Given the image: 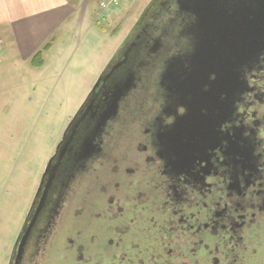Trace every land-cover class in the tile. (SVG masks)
Listing matches in <instances>:
<instances>
[{
  "label": "flooded vegetation",
  "instance_id": "af4514ba",
  "mask_svg": "<svg viewBox=\"0 0 264 264\" xmlns=\"http://www.w3.org/2000/svg\"><path fill=\"white\" fill-rule=\"evenodd\" d=\"M159 8L151 21L139 22L135 42L120 46L115 63L127 53L126 63L77 128L20 264H264V53L243 67L233 86L212 93L208 85L191 87L184 79L192 73L189 64L181 62L191 48L175 39L168 23L173 0ZM156 37L160 50L150 53ZM133 74L93 155L77 162L108 94Z\"/></svg>",
  "mask_w": 264,
  "mask_h": 264
},
{
  "label": "rangeland",
  "instance_id": "374dc122",
  "mask_svg": "<svg viewBox=\"0 0 264 264\" xmlns=\"http://www.w3.org/2000/svg\"><path fill=\"white\" fill-rule=\"evenodd\" d=\"M101 1L83 0L74 35L67 39V32L60 31L49 41V64L64 55L56 63L58 72H22L17 77L7 70L9 63L0 65V264H8L42 174L68 124L107 64L119 62L112 50L135 42L140 25L152 20L164 0H124L122 7L108 9L100 7ZM44 65L45 58L35 68Z\"/></svg>",
  "mask_w": 264,
  "mask_h": 264
},
{
  "label": "water",
  "instance_id": "95a60500",
  "mask_svg": "<svg viewBox=\"0 0 264 264\" xmlns=\"http://www.w3.org/2000/svg\"><path fill=\"white\" fill-rule=\"evenodd\" d=\"M173 11L168 23L175 26V39H183L182 42L189 46L186 51L182 66L188 63L186 70H191V75L185 76V82L189 81L191 87H208L212 92L218 88L233 86L237 75L243 67H248L260 59L264 53V0H173ZM158 37L150 43L148 51L157 53L160 50ZM127 53L108 72H103L95 85L87 102L75 114L64 135L63 141L58 147L57 154L52 157L44 172L37 190V196L43 189V184L48 177L43 195L40 198L33 218L28 222L27 228L22 230L14 248V260L12 264H20L25 243L44 204L47 191L55 177V172L62 157L70 149L77 128L86 117L88 111L93 108L96 97L101 89L106 86L115 70L126 63ZM170 62L168 66L171 64ZM185 69V68H184ZM170 68L167 67V72ZM135 70V75H136ZM132 76H127L114 85V91L108 94L110 97L107 108L97 122L95 128L86 137L77 162L85 161L94 153V144L101 128L117 116L128 88L132 85ZM211 76L214 78L211 80ZM168 79H173L169 74Z\"/></svg>",
  "mask_w": 264,
  "mask_h": 264
},
{
  "label": "crops",
  "instance_id": "0c3cea01",
  "mask_svg": "<svg viewBox=\"0 0 264 264\" xmlns=\"http://www.w3.org/2000/svg\"><path fill=\"white\" fill-rule=\"evenodd\" d=\"M82 3L83 0H0V65L9 63L7 70L17 77L22 72L35 76L38 72H58L59 69L54 71L56 63L64 60V55L58 54L57 62L49 64L53 47L44 52L45 65L40 69L31 65V59L60 31L67 32V39L74 35L80 27L77 21ZM117 49L112 50V57ZM17 87L20 90V84Z\"/></svg>",
  "mask_w": 264,
  "mask_h": 264
},
{
  "label": "trees",
  "instance_id": "16d2710c",
  "mask_svg": "<svg viewBox=\"0 0 264 264\" xmlns=\"http://www.w3.org/2000/svg\"><path fill=\"white\" fill-rule=\"evenodd\" d=\"M52 40V39H51ZM51 42H47L31 59V64L34 67H40L44 62V52L51 48Z\"/></svg>",
  "mask_w": 264,
  "mask_h": 264
},
{
  "label": "built area",
  "instance_id": "2783aa9c",
  "mask_svg": "<svg viewBox=\"0 0 264 264\" xmlns=\"http://www.w3.org/2000/svg\"><path fill=\"white\" fill-rule=\"evenodd\" d=\"M123 0H102L100 2V7L102 9H108L110 7L112 8H119L122 4Z\"/></svg>",
  "mask_w": 264,
  "mask_h": 264
},
{
  "label": "clouds",
  "instance_id": "9594fccd",
  "mask_svg": "<svg viewBox=\"0 0 264 264\" xmlns=\"http://www.w3.org/2000/svg\"><path fill=\"white\" fill-rule=\"evenodd\" d=\"M184 110L183 109H181V112H183ZM257 115H259V113H257Z\"/></svg>",
  "mask_w": 264,
  "mask_h": 264
}]
</instances>
